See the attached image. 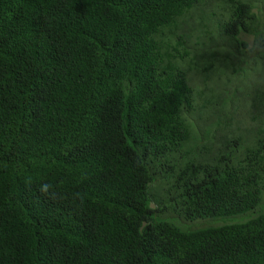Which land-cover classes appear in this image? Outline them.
<instances>
[{"label": "trees", "instance_id": "obj_1", "mask_svg": "<svg viewBox=\"0 0 264 264\" xmlns=\"http://www.w3.org/2000/svg\"><path fill=\"white\" fill-rule=\"evenodd\" d=\"M0 264H264V0H0Z\"/></svg>", "mask_w": 264, "mask_h": 264}, {"label": "rangeland", "instance_id": "obj_2", "mask_svg": "<svg viewBox=\"0 0 264 264\" xmlns=\"http://www.w3.org/2000/svg\"><path fill=\"white\" fill-rule=\"evenodd\" d=\"M241 38L245 41V42H247L248 44H251L252 43V38L251 37H247V36H241ZM168 221H170L171 223H173V224H175V225H177V226H179V227H181L182 229H189V223L188 224H184V223H182L181 222V220L179 219H177L175 216L173 217V218H171V219H169ZM206 223H210L211 221H205ZM194 223H196V222H194ZM198 223V222H197ZM200 223V222H199ZM200 226V225H199Z\"/></svg>", "mask_w": 264, "mask_h": 264}]
</instances>
